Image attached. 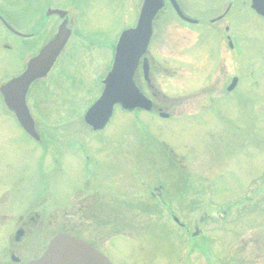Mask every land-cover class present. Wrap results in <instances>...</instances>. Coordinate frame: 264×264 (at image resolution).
<instances>
[{
	"label": "rangeland",
	"instance_id": "374dc122",
	"mask_svg": "<svg viewBox=\"0 0 264 264\" xmlns=\"http://www.w3.org/2000/svg\"><path fill=\"white\" fill-rule=\"evenodd\" d=\"M141 2L0 0V18L34 35L31 42L15 38L0 20V84L23 71L56 33L60 21L46 19L49 8L67 10L78 31L55 71L30 95L41 143L0 109V264H11V254L41 255L63 231L66 213L80 224L72 233L87 241L97 238L114 264H264V120L259 123L253 115L257 105L264 106V21L242 8L244 68L232 56L224 80L218 75L215 83L213 77L219 90L244 73L237 92L223 91L209 102L194 96L210 87L204 85L208 62L191 68L190 61L187 72L165 68L155 76L156 84L170 99L186 97L191 102L186 111L170 108L166 121L158 112L118 108L106 130L93 133L84 114L100 96L117 40L135 24ZM248 17L261 22L255 26ZM159 41L154 39L151 51L170 65L158 68L174 67L173 51L167 48L172 55L164 59ZM222 99L233 103L220 107ZM194 106L196 119L189 117ZM159 143L165 144L164 153ZM165 162L186 165L180 186ZM83 195L100 198L96 221L78 215ZM29 207L47 209L54 222L43 231L33 228L13 248L20 216Z\"/></svg>",
	"mask_w": 264,
	"mask_h": 264
},
{
	"label": "water",
	"instance_id": "95a60500",
	"mask_svg": "<svg viewBox=\"0 0 264 264\" xmlns=\"http://www.w3.org/2000/svg\"><path fill=\"white\" fill-rule=\"evenodd\" d=\"M253 1L254 7L264 16V0ZM162 8L163 0H145L136 29L122 34L113 68L103 82L104 92L85 115V122L93 130L105 129L117 105L129 111H152V102L141 93L134 76L142 56L147 52L153 20ZM51 15H58L63 19L57 33L37 56L29 60L25 72L13 78L1 90L7 108L15 114L22 128L36 140H40V137L27 104L28 93L34 83L48 77L73 34L67 12L49 10L47 16ZM30 264L111 263L83 241L67 234H59L51 241L42 257Z\"/></svg>",
	"mask_w": 264,
	"mask_h": 264
},
{
	"label": "flooded vegetation",
	"instance_id": "af4514ba",
	"mask_svg": "<svg viewBox=\"0 0 264 264\" xmlns=\"http://www.w3.org/2000/svg\"><path fill=\"white\" fill-rule=\"evenodd\" d=\"M164 2V9L160 12L153 24L154 34L151 41L150 52L147 55L150 62L151 84L149 85V90L159 104L167 105L164 108H159L161 111L167 112L170 108H175L178 112L186 111V106L191 102L184 99L185 97H181L178 101L173 102L168 100L165 96H162L157 89L155 84L156 79L154 77L156 75L155 73L160 71V68L154 67L153 69V63L150 60L151 50L154 46L152 42L155 38H159L160 41L156 47L164 58L166 55H172V52L167 50V48L173 51L176 63L174 62V67L167 68L175 72H180L186 69L191 62V68H194L197 63L204 65L208 62L206 67L208 71L207 76L214 77L215 81L213 80V82L218 83L220 78H217V76L220 75L222 77L224 66L232 56L240 61V65L242 66L241 57L243 55V46L240 40H238V37L242 36L240 29V8L244 6L245 0H195L194 2L193 0L191 2L188 0H176L186 18L177 14L171 0H164ZM171 13L174 14L173 19L170 18ZM12 35L16 37V35ZM171 35H175L176 37ZM194 42L195 44H193ZM195 57H198V59ZM211 65L213 67H211ZM181 66L183 69H181ZM194 70H196V68ZM222 80H224L223 77ZM215 83H212L206 90L208 96H206L205 100L208 102L210 99H218L220 96L216 95L221 93L225 88L214 90L216 87ZM194 96L197 97V95ZM189 112V114L192 115L195 112V106L191 107ZM182 113L183 112H180V114ZM98 203H100V198L97 199L96 196L89 195L87 197L83 195L81 202L78 204L80 208L79 210L77 209V213L81 220L89 217H93L94 221L99 219L101 217V208H97ZM112 208L113 206L111 209ZM168 211L170 210L168 209ZM47 213V209H45L44 212L35 211L34 207H29V209H27L25 218L20 217L21 225L25 230V237L31 234L33 228L38 227V229H43L46 225L51 226L53 224L54 221H50L51 216L48 218L46 216ZM65 215L68 219L65 221L63 230L73 234L71 227H78L80 224L77 225L72 223L69 219V213ZM73 235L81 238L79 235ZM84 240L106 256L108 255L103 252V246L97 244V238L92 241L89 239L88 241L86 239ZM19 260L20 263L13 262V264H25L29 259L23 258L19 254Z\"/></svg>",
	"mask_w": 264,
	"mask_h": 264
}]
</instances>
